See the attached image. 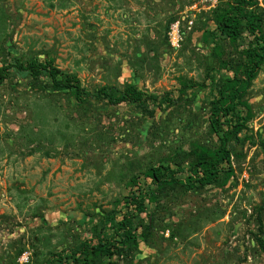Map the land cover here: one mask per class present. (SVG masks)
Wrapping results in <instances>:
<instances>
[{
    "label": "rangeland",
    "instance_id": "rangeland-1",
    "mask_svg": "<svg viewBox=\"0 0 264 264\" xmlns=\"http://www.w3.org/2000/svg\"><path fill=\"white\" fill-rule=\"evenodd\" d=\"M230 1L0 0V65L51 57L88 90L134 85L175 99L148 108L150 117L130 103L76 104L45 80L10 71L0 81V264L69 254L90 238L99 214L135 190L129 181L142 166L188 164L191 143L217 144L208 134L205 68L216 66L213 41H223L206 32L215 29L212 10ZM258 7L264 23V0ZM176 22L183 35L173 47ZM222 46L229 60L243 48ZM229 75L208 76L219 83ZM179 79L199 86L179 95ZM245 99L253 142L242 135L230 144L233 177L202 188L154 186L157 203L138 220V232L149 236L113 264H264L254 237L260 220L264 239V215L254 211L264 202V64ZM90 264L108 261L91 256Z\"/></svg>",
    "mask_w": 264,
    "mask_h": 264
},
{
    "label": "trees",
    "instance_id": "trees-1",
    "mask_svg": "<svg viewBox=\"0 0 264 264\" xmlns=\"http://www.w3.org/2000/svg\"><path fill=\"white\" fill-rule=\"evenodd\" d=\"M210 18L215 25L214 32H206L214 40L218 36L223 42L213 41L210 56L216 60V66L206 67V79L209 81V112L207 116L208 134L217 138V144L210 142L190 144L188 164H178L176 167H165L150 163L142 166L140 176L132 177L130 186L135 187L126 196L115 200V208L109 213L99 214V220L90 236L78 244V248L69 254L62 250L53 254L47 264H90V257L106 258L108 264H113L112 258L126 252L131 246H137L140 239H147L149 233L138 232V220L147 210V204L157 203V193L154 186H181L192 189L216 183L221 177H233L230 144L239 138L253 142L248 133L247 122L253 117L252 108L245 99L252 81L264 64V23L257 0H231L226 4L221 2L212 10ZM175 17L167 19V25ZM206 41V37H203ZM243 48L237 53L236 59H223L224 42ZM150 53V50H148ZM224 57V56H223ZM227 58V57H226ZM14 69V70H13ZM10 71L29 75L32 80H45L51 84L53 90L66 91L76 104L85 105L89 102L105 103L109 107H117L123 103L137 105L147 116L152 112L147 109L155 105H171L174 103L172 92H165L161 96L148 94L134 85H126L121 91H113L108 86H101L88 90L81 85L78 77L61 71L51 57L42 60L30 58L20 61L12 57L0 65V81L5 80ZM223 71L230 74L219 83L210 78L209 73ZM204 84V83H203ZM206 85V83H205ZM204 85V86H205ZM195 82L179 79V95L186 89L198 87ZM218 87L214 89V87ZM137 162V161H135ZM138 163V162H137ZM132 162L130 167H134ZM143 180V181H141ZM147 183V184H146ZM120 206L121 209L117 207ZM257 219L264 215V202L254 210ZM153 219L147 220L146 228H150ZM259 221L258 234L255 241L264 253V239L262 238V223ZM106 232L110 233L109 235ZM95 242V244H94ZM92 243L93 246H90Z\"/></svg>",
    "mask_w": 264,
    "mask_h": 264
},
{
    "label": "built area",
    "instance_id": "built-area-1",
    "mask_svg": "<svg viewBox=\"0 0 264 264\" xmlns=\"http://www.w3.org/2000/svg\"><path fill=\"white\" fill-rule=\"evenodd\" d=\"M258 5L262 6V0H257ZM172 32L169 34V36L171 37L170 39V43L173 47H177L180 40H182V35H180V31H179V22L174 23V25L171 27Z\"/></svg>",
    "mask_w": 264,
    "mask_h": 264
}]
</instances>
